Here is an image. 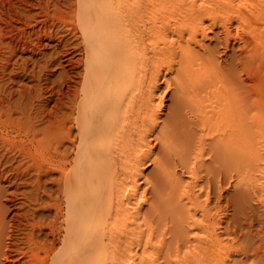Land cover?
<instances>
[{"label":"bare ground","instance_id":"6f19581e","mask_svg":"<svg viewBox=\"0 0 264 264\" xmlns=\"http://www.w3.org/2000/svg\"><path fill=\"white\" fill-rule=\"evenodd\" d=\"M44 39L51 111L6 78ZM0 81V264H239L218 215L226 181L264 207V0H0Z\"/></svg>","mask_w":264,"mask_h":264},{"label":"rangeland","instance_id":"374dc122","mask_svg":"<svg viewBox=\"0 0 264 264\" xmlns=\"http://www.w3.org/2000/svg\"><path fill=\"white\" fill-rule=\"evenodd\" d=\"M54 30L57 29L55 28ZM209 36L211 37V39L205 41V44L209 48L212 47L216 48L218 58L219 60L222 61V63H224V61H228L230 54H232V52L236 50L235 49L236 45L234 46L231 45L229 47V50H224L221 44L219 45L218 43L217 46L216 44L217 42L213 37V33H210ZM43 43L47 44L46 48H43L41 50L43 56H41L40 54L31 56L29 53H26L19 55L20 59H18L17 57L13 58L11 60V64H9L10 66L7 69L8 75L6 76V78L12 74L11 79L13 80V83H11L10 86L12 87V89H16V90H19L20 88H26V89H32V91L35 93V90H37L38 87L40 86L44 87L47 90V92L44 93L38 99H34L36 100L34 101V103L36 104V108H37V104L39 103L38 100H45L46 104L42 108H45L46 111L49 110L51 111V109L53 110L55 103L54 99L56 97L55 96L50 97V94L57 93L58 91L61 90V88L65 90V87L64 85L63 86L61 85L62 79L59 78L61 68H57L55 66L56 63L54 65L52 63L49 64L50 56L56 58L57 57L56 53L59 50L58 49L54 50L53 41L44 39ZM66 45H67L66 48L72 46V44L70 43H66ZM76 58L84 59V56L76 55ZM15 61H17V63L13 65ZM21 64H26L25 67H23V69H25V72L21 69V67H19V65ZM77 71L81 72L82 67H80ZM75 80L78 82L81 81V79L79 78ZM2 83L5 82L2 81ZM2 83H0V86L2 85ZM169 96H170V92H168V95H166V97L164 98L163 103L165 106L169 105L170 103ZM16 98L17 97L15 96L12 100L16 101ZM165 113H166V108L164 107V110H162L161 118L164 117ZM15 116H17V114H15ZM14 165H16V163ZM6 166L7 165L4 164L1 167L4 168ZM150 169L151 166L146 169L145 173L148 172ZM51 177H55V175H52ZM32 178L30 179L31 181ZM45 187L48 189H54L55 185L49 181H45ZM28 189L29 188H27V190ZM223 194L225 197L221 200L220 203L222 211H220L218 217L222 218V221H224L223 223L224 227L227 226L226 224H229L228 225L229 230L231 228L233 232V234H231L232 232L230 230L231 232L230 233L231 236L229 235L230 239L233 238V236L237 238V240L235 237L233 240L231 239L232 240L231 243L234 241L233 244L235 247L237 246L238 248H241V252L239 251L240 253L238 252L237 253L238 255L237 254H236L237 256L235 255V259L238 261L239 264H264V207H262L258 202H256L253 199H247L250 202L247 201L245 205L243 204L241 206L242 209H240L241 213L238 212L237 214L235 213V217H234L232 201L230 200V197L233 194L232 183L229 185L227 181L223 183ZM214 200L215 197L212 196V204L214 203L213 202ZM239 214L241 216H239ZM244 244L246 245V247L244 246ZM247 244H249L250 247L247 246Z\"/></svg>","mask_w":264,"mask_h":264}]
</instances>
